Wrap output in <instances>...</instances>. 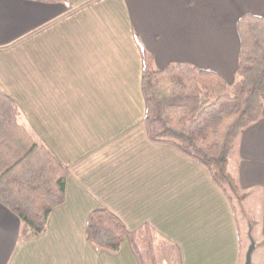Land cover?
I'll list each match as a JSON object with an SVG mask.
<instances>
[{"label": "crops", "instance_id": "1", "mask_svg": "<svg viewBox=\"0 0 264 264\" xmlns=\"http://www.w3.org/2000/svg\"><path fill=\"white\" fill-rule=\"evenodd\" d=\"M244 15L264 18V0H0V93L67 170L42 235L0 204V264H145L140 238L174 248L177 264H244L253 243L250 264H264V103L229 157L240 211L143 122L142 52L158 70L191 64L231 87ZM95 210L123 223L117 253L87 242Z\"/></svg>", "mask_w": 264, "mask_h": 264}, {"label": "trees", "instance_id": "2", "mask_svg": "<svg viewBox=\"0 0 264 264\" xmlns=\"http://www.w3.org/2000/svg\"><path fill=\"white\" fill-rule=\"evenodd\" d=\"M237 32L240 50L231 87L218 73L191 64L158 70L153 56L143 51L141 91L149 142L200 165L230 204L242 208L246 194L228 163L243 130L262 118L264 18L244 15ZM66 183V168L34 136L16 104L0 93V204L37 237L46 232L52 211L64 204ZM126 237L123 223L110 212L89 214L85 238L97 251L117 253Z\"/></svg>", "mask_w": 264, "mask_h": 264}, {"label": "rangeland", "instance_id": "3", "mask_svg": "<svg viewBox=\"0 0 264 264\" xmlns=\"http://www.w3.org/2000/svg\"><path fill=\"white\" fill-rule=\"evenodd\" d=\"M233 152L234 150L232 151V153ZM235 206L238 208L239 211L241 210L240 206L236 203ZM138 240L139 255L144 260L145 264H159L161 258H167L168 264H177L176 261L174 262V257L176 254L174 248H167L165 245L159 244L157 245V247H155L156 249L154 250L149 244H146L144 239L141 240L140 238Z\"/></svg>", "mask_w": 264, "mask_h": 264}, {"label": "water", "instance_id": "4", "mask_svg": "<svg viewBox=\"0 0 264 264\" xmlns=\"http://www.w3.org/2000/svg\"><path fill=\"white\" fill-rule=\"evenodd\" d=\"M253 247H254V244L252 243L251 246L249 247L248 251H247L244 264H250L251 263V253H252Z\"/></svg>", "mask_w": 264, "mask_h": 264}]
</instances>
